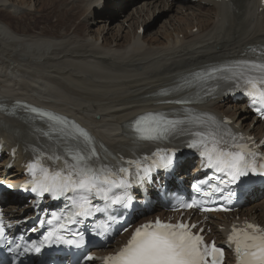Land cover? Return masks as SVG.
Here are the masks:
<instances>
[{"label":"bare ground","instance_id":"bare-ground-1","mask_svg":"<svg viewBox=\"0 0 264 264\" xmlns=\"http://www.w3.org/2000/svg\"><path fill=\"white\" fill-rule=\"evenodd\" d=\"M159 11L158 28L139 33ZM262 49L260 0H0V137L19 153L13 170L5 168L11 158L4 153L0 181L19 185L23 149L49 127L23 105L36 104L83 125L94 147L111 158L138 147L130 122L144 112L181 116L195 108L226 114L261 137L264 125L249 120L245 104L230 97L203 104L195 98L187 104L165 101L189 98L192 90L177 86L206 65L238 62ZM49 134L68 137L66 131ZM257 194L258 201L240 212L264 221V189ZM7 197L4 204L14 213L19 197ZM210 222L228 225L225 217ZM226 230L215 227L214 235Z\"/></svg>","mask_w":264,"mask_h":264},{"label":"snow or ice","instance_id":"snow-or-ice-1","mask_svg":"<svg viewBox=\"0 0 264 264\" xmlns=\"http://www.w3.org/2000/svg\"><path fill=\"white\" fill-rule=\"evenodd\" d=\"M238 66L250 67L260 74L259 78L247 79L246 87L248 95L253 98L254 103L264 104V63L240 61ZM220 71L221 69L213 67L211 70L195 73L193 78L209 79ZM165 102L187 104L192 100L189 97L166 100ZM17 104L19 105V102ZM23 107L30 113L46 118L53 130L58 127L69 131V139L72 142L82 140L83 143L78 144L77 148L65 157L60 155L50 157L49 159L55 162V167L41 166L39 175L35 171L36 163L29 166V171L33 176L29 183L33 185L31 190L34 193L40 196L48 195L53 199L66 198L70 202V214L65 217L66 223L60 225V230L68 231L72 238L56 235L53 231L49 232L39 245L36 241L22 245L14 239H8L6 231L10 225H5L3 213H0V239L6 242L8 251L16 253L17 260L27 254H39L45 244L48 246L63 244L76 248L84 246L83 233L71 232L66 225L82 223L85 219L100 212L101 209L94 203L96 200L117 205L126 204L131 199L127 191L130 187L128 180L131 174L130 168L120 167L116 172H113L106 166H97L99 157L92 143L91 134L86 129L68 117L28 105H23ZM257 111L264 116V111H261L259 107ZM149 116L150 118L147 120L141 116L130 122L133 125L134 133L140 134L141 139H168L170 136L174 137L182 133L189 124H206L204 118L191 115L175 118L170 114L152 113ZM221 123H230V121ZM44 135L47 136L49 133L45 132ZM210 135L212 136L210 147L205 142L203 131L195 133L187 147L203 149L201 155L204 157L205 167L220 174L218 178L223 184L234 183L250 174L264 176V155H260L256 151L260 145L256 144L251 137L240 135L238 137L240 141L248 142L238 143L236 137L230 136L229 139L233 140V143L230 144L223 137L217 139L215 134ZM260 144L264 145V141H261ZM175 156L176 152L170 150L166 153V157H162L160 161H153L152 165L165 169L171 168L174 166ZM128 163L134 164L137 171L141 169L139 161H129ZM152 165L143 169L146 175ZM117 174L119 179L113 178ZM193 187L196 192H201L200 184H195ZM117 191L121 194H117ZM223 192L224 187L216 186L210 191L203 192L202 195L211 197L214 193L222 194ZM205 203L206 201L193 199L191 203L183 204L182 207H200L202 211L226 212L230 210L223 204L204 207ZM53 218L58 221L60 219L55 214H53ZM195 228H197L195 224H187L182 221L170 223L157 218L155 221L137 227L131 238L119 251L105 258V264H223L224 248L218 247L215 241H205L202 234L204 229L194 232ZM228 240L229 246L234 250L237 264H264V228L247 224L244 229H240L234 225ZM82 259L90 261L94 257L86 254Z\"/></svg>","mask_w":264,"mask_h":264},{"label":"rangeland","instance_id":"rangeland-1","mask_svg":"<svg viewBox=\"0 0 264 264\" xmlns=\"http://www.w3.org/2000/svg\"><path fill=\"white\" fill-rule=\"evenodd\" d=\"M133 5V4H132ZM130 5L129 8L132 6ZM131 10V9H130ZM128 10V11H130ZM164 11H170L169 9H165ZM163 18L161 17V12L159 11V13H155L153 12L151 15H150V18L148 19V21L145 23V28L146 26H150L146 31V33H152L156 30V28H158L159 24L162 22Z\"/></svg>","mask_w":264,"mask_h":264}]
</instances>
